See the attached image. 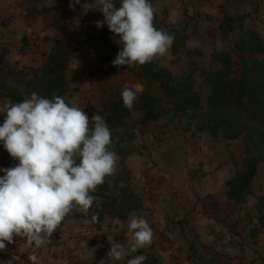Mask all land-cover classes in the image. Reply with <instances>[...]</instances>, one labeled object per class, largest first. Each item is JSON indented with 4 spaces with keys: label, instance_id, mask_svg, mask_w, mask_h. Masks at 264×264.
I'll list each match as a JSON object with an SVG mask.
<instances>
[{
    "label": "rangeland",
    "instance_id": "374dc122",
    "mask_svg": "<svg viewBox=\"0 0 264 264\" xmlns=\"http://www.w3.org/2000/svg\"><path fill=\"white\" fill-rule=\"evenodd\" d=\"M153 1L150 0L151 4ZM181 1L183 4L184 0ZM212 4L216 5V18L190 16L187 7L183 9L184 18L180 22L168 24L165 17L168 15V8L162 9L160 18L154 13L160 29L167 33L176 30L177 37H182L185 44V48L179 52L175 53L170 48L164 56L154 57L152 60L159 68L169 70L177 77L187 74L194 65L209 70L214 67L211 62L212 52L232 51L233 42L243 35L244 30H255L264 38V0H217ZM56 5L57 0H45L42 5L32 8L33 13L37 14L32 31L45 36V44L36 54L20 57L13 55L10 49L13 42L9 38L4 40V36H0V48L5 49L10 68L27 73L37 70L45 62L50 49L58 43L63 44L70 57L68 102L83 108L89 118L100 112L103 103L111 100L117 89L125 84L142 83L144 89L146 88L145 80L130 73L126 66H114L112 61L105 60L101 55V49L94 52L84 51L80 43L90 35L89 27L74 20L67 22L61 17ZM80 6H84L83 0H77V3L73 0H65V7L70 12H75ZM10 15L11 12L0 13V29H8ZM222 15L234 23L242 18V29H235L223 37L219 27ZM101 18L103 20V15ZM222 24L225 25L224 20ZM193 49H197L200 54H189L188 51ZM194 79L195 90L204 95L205 89L201 85L202 78L199 73L194 75ZM1 82L7 90L16 91L24 98L29 96L19 80L4 78ZM7 100L8 98H2L0 105L2 106ZM130 110L131 117L128 123L140 117V113L132 108ZM218 118L226 119L234 130L250 132L252 142L246 141L242 136L228 140L222 138L221 132L217 136L210 135L208 126L213 125ZM3 119L4 116L0 114V123ZM156 122L159 123L150 124L145 130L134 127L131 143L122 142L126 140L127 132L121 129L112 131L110 150H113L115 145H119L121 149L138 150L140 140L144 141L146 137L153 135H160L168 144L171 140L175 141V144H172L174 162L178 163L179 157H185L187 168L186 177L179 175L178 185L185 186L189 182L190 194L201 201L203 208L214 212L219 219L230 226L226 227L228 230L224 226L218 227L214 224L209 228L206 226L204 215H201L198 219V226L201 228L196 229L192 225L194 220L190 217L191 214L182 213V205L178 203L179 207L172 216H169L170 224L154 230V238L157 241L150 246L152 251L148 255L155 257L159 264H264V241L258 240V236L264 231L257 228L254 208L258 195L264 193V132H261L254 122L230 110L209 111L203 108L197 117L165 116ZM178 143L181 146H178ZM246 153L254 154L259 162L257 175L252 183L253 192L244 204L235 205L230 201L223 204L209 197L199 198L200 195L196 194L198 190L207 187L218 189L219 182L222 187L224 175L230 179L235 173V165L241 168V160ZM17 163L18 161L13 160L0 145V167H12ZM122 164L117 156L114 173L105 178L110 186L115 180L120 186L123 180H127L129 187L134 190V182L138 176L123 168ZM224 166L227 171H220ZM140 180L144 179L139 177L138 181ZM151 183L146 180L144 188L139 186L135 187V190L141 198L155 201L158 193L154 192ZM190 194L182 196V201L186 199L189 205ZM99 203L100 201H96L94 204ZM220 205L223 209H219ZM236 214L239 217L237 221L233 220ZM202 226H206L209 231L204 232ZM27 260L28 258L24 259L25 262Z\"/></svg>",
    "mask_w": 264,
    "mask_h": 264
},
{
    "label": "clouds",
    "instance_id": "9594fccd",
    "mask_svg": "<svg viewBox=\"0 0 264 264\" xmlns=\"http://www.w3.org/2000/svg\"><path fill=\"white\" fill-rule=\"evenodd\" d=\"M94 5L103 15L96 28L106 25L122 45L111 62L114 66L144 65L168 53L175 36L154 26L150 0H94ZM143 90L142 83L125 84L120 93L123 105L131 109ZM0 114L4 116L0 145L18 161L0 167V250L13 243L14 236L39 250L74 208L87 213L97 201L92 193L116 167L117 154L109 148L112 130L99 112L89 118L62 96L47 98L36 91L20 102L9 98ZM97 218L93 215L91 222ZM128 231L129 245H110L107 259L99 264L121 260L144 264L143 254L128 257L151 244L152 227L133 215ZM28 259L37 264V252Z\"/></svg>",
    "mask_w": 264,
    "mask_h": 264
},
{
    "label": "trees",
    "instance_id": "16d2710c",
    "mask_svg": "<svg viewBox=\"0 0 264 264\" xmlns=\"http://www.w3.org/2000/svg\"><path fill=\"white\" fill-rule=\"evenodd\" d=\"M44 2L45 0H24V5L35 8ZM83 3L84 6L78 7L75 12L66 9L65 0H57L56 7L61 17L67 22L74 20L89 27L90 35L80 43L84 51L94 52L101 49L103 58L113 61L122 46L119 38L113 36L106 25L96 28L95 22L102 20V13L96 9L94 0H83ZM223 20L225 25H220L223 37L235 29H242V18L236 23L225 16ZM153 23L157 29H160L157 18L154 17ZM169 34L175 36L170 47L173 52L176 53L185 48L184 39L177 37L176 30L170 31ZM242 34L233 42L232 51L212 52L211 62L214 67L209 70L194 65L187 74L177 77L169 70L159 68L153 60L144 65L126 66L130 73L146 82V88L138 95L132 107L134 111L140 113V117L128 123L131 110L122 103L120 93L123 87L117 89L111 100L103 103L99 114L105 117L112 131L121 129L127 132L126 140L122 142L129 143L134 136V127L145 130L150 124L165 116L197 117L203 108L209 111L230 110L239 113L254 122L259 130L264 132V38L251 29L244 30ZM188 53L200 54L197 49ZM6 55L5 49L0 48V100L10 98L12 102H20L24 99L16 91L7 90L1 82L4 78H12L21 82L28 95L32 91L47 98L59 95L69 103L67 96L70 91L68 80L70 57L63 44L58 43L53 46L43 65L29 73L10 68ZM196 73H199L202 78L204 95L195 90L194 75ZM208 132L212 136H217L221 132L222 138L228 140L242 136L246 141L252 142L250 132L232 129L224 118H218L213 125L208 126ZM113 151L124 159L130 150H124L119 148V145H115ZM258 162L254 154L246 153L241 160V168L235 165L234 175L226 182L225 195L228 201L236 205L246 202L251 194ZM92 194L98 198L99 204H93L87 213L74 208L64 219H86L99 229L104 217L125 220L132 212L143 208L141 196L129 187L127 180H123L121 186L115 180L110 186L105 178L104 183L99 185ZM254 208L258 222L257 228L264 230V193L258 197ZM93 215L98 217L95 222H91ZM137 252L139 255H145L150 264H159L157 259L148 255L144 249Z\"/></svg>",
    "mask_w": 264,
    "mask_h": 264
},
{
    "label": "crops",
    "instance_id": "0c3cea01",
    "mask_svg": "<svg viewBox=\"0 0 264 264\" xmlns=\"http://www.w3.org/2000/svg\"><path fill=\"white\" fill-rule=\"evenodd\" d=\"M216 1L217 0H184L182 4L181 0H154L152 6L154 13L159 15L158 18H160L162 9L168 8V15L165 17L167 23L170 24V22H180L184 18L183 9L187 7L190 16L195 15V17H198L200 15L205 18H216V5L212 4ZM2 12H11V15L8 29H0V36H4V40L9 38L13 42L10 48L13 55L19 57L23 56L24 54L16 53L14 48L16 45H19L29 31L34 29V22L36 21L35 15L37 14L33 13L31 7L24 5V0H0V13ZM224 16L225 15H222L219 27L223 25L222 20ZM155 123L159 122H154V124ZM174 142L175 141L171 140L168 144L167 141L161 139L160 135H153L151 137H146L144 141L140 140V148L138 150L128 149L130 151L124 159L117 154L120 161L123 163L122 167L132 171L135 176H138L136 177L137 180L134 182V190L135 187L139 186L144 188L146 180L152 182L151 185H156L157 188L154 192L158 193V196H156L155 201L142 198V209L132 212L125 220L104 217L99 229L90 224L86 219H64L52 234L50 243L39 250L27 246L25 238L14 236L13 243L6 244V248L0 250V264H32L29 259L27 262H25L24 259H27L33 251H36L38 255L37 264H99L102 259H107L110 245L114 243L123 244L126 247L129 245L131 234L128 231V221L133 215L145 218L152 227L153 237L151 244L140 248L144 249L147 254H149V252L152 251L150 250V246L157 241V239L154 238V230L156 228L162 229L170 224L169 216H172L176 208L179 207L178 203L182 205V213L187 212L191 214L190 217L194 220L192 221V225L196 229L201 228L198 226V219L201 215H204L206 226L209 228L213 224L218 227L224 226L225 228L230 226L219 219L214 212L207 211L205 210L206 208H203L201 201L197 200L195 195L193 196L190 194L189 182H187L185 186L178 185L179 175L182 174L186 177L187 168L185 157H179L178 163L174 162L175 155L172 151V144H175ZM177 145L181 146L180 143ZM146 163L147 165H145ZM221 170L227 171V168L224 166L220 171ZM139 177L144 180H140L139 182ZM228 180L229 179L224 175L222 187L221 182H219L218 189L207 187L203 188L201 191L198 190L196 194H198V196L200 195L199 198L209 197L225 204L228 201L225 195L226 182ZM135 192L137 193V190H135ZM252 192L253 190L251 188V193ZM184 194H190L188 195L191 199L190 205L187 203L188 201H185L186 199L182 201V196ZM261 195H263V192ZM261 195H258V197ZM219 209H223V207L220 205ZM238 219L239 217H237V214L234 215L233 220L237 221ZM202 224L204 223L202 222ZM206 226H202L205 230L204 232H206V230L209 231ZM226 229L228 230V228ZM261 235L258 236V240L263 242L264 233ZM136 255H139L138 252L132 253L128 258H132ZM248 262L250 261L248 260ZM106 264H126V260L107 261ZM144 264H150V262L145 260Z\"/></svg>",
    "mask_w": 264,
    "mask_h": 264
},
{
    "label": "built area",
    "instance_id": "2783aa9c",
    "mask_svg": "<svg viewBox=\"0 0 264 264\" xmlns=\"http://www.w3.org/2000/svg\"><path fill=\"white\" fill-rule=\"evenodd\" d=\"M45 44V36L36 32L29 31L19 45H16L14 50L18 54L34 55L39 52ZM156 185H152V189L155 190Z\"/></svg>",
    "mask_w": 264,
    "mask_h": 264
}]
</instances>
